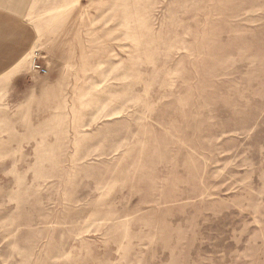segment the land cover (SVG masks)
Returning a JSON list of instances; mask_svg holds the SVG:
<instances>
[{
	"label": "rangeland",
	"instance_id": "rangeland-1",
	"mask_svg": "<svg viewBox=\"0 0 264 264\" xmlns=\"http://www.w3.org/2000/svg\"><path fill=\"white\" fill-rule=\"evenodd\" d=\"M0 264H264V0H0Z\"/></svg>",
	"mask_w": 264,
	"mask_h": 264
},
{
	"label": "built area",
	"instance_id": "built-area-1",
	"mask_svg": "<svg viewBox=\"0 0 264 264\" xmlns=\"http://www.w3.org/2000/svg\"><path fill=\"white\" fill-rule=\"evenodd\" d=\"M34 65H35L34 68H35L38 72H40V73H42V74H46V73H47V71H46L44 68H42V66L37 65V64H34Z\"/></svg>",
	"mask_w": 264,
	"mask_h": 264
}]
</instances>
